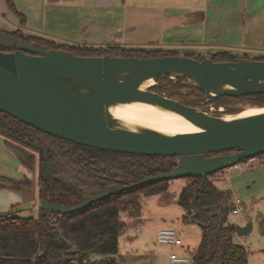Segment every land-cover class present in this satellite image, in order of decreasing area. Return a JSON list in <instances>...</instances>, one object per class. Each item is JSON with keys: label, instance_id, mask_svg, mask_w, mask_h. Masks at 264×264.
I'll list each match as a JSON object with an SVG mask.
<instances>
[{"label": "water", "instance_id": "1", "mask_svg": "<svg viewBox=\"0 0 264 264\" xmlns=\"http://www.w3.org/2000/svg\"><path fill=\"white\" fill-rule=\"evenodd\" d=\"M0 45L9 48H0V111L80 144L177 156L171 170L142 174L134 182L104 186L86 193L79 202L41 198L38 204L30 201L17 205L0 212V216L38 205L46 210L49 221L52 214L77 211L115 190L180 176H202L205 182L209 175L264 152V110L226 118L151 90V85L142 86L149 78L175 74L190 79L185 83L199 88L208 98L261 93L264 92V59L238 57L217 61L186 54L79 55L67 49L45 48L37 41H28L2 29ZM136 101L176 112L199 129L166 133L141 124H128L110 110L112 106ZM256 106L264 107V104ZM24 142L43 151L45 159L40 174L51 182L53 165L47 159L45 146L29 139ZM0 185L14 187L13 181L1 177ZM197 196L195 191L190 201L194 210L190 220L200 223L194 217L198 211ZM235 228L236 234L242 236L251 230L252 224H235Z\"/></svg>", "mask_w": 264, "mask_h": 264}, {"label": "trees", "instance_id": "2", "mask_svg": "<svg viewBox=\"0 0 264 264\" xmlns=\"http://www.w3.org/2000/svg\"><path fill=\"white\" fill-rule=\"evenodd\" d=\"M7 2L19 16L20 22L24 23L25 17L17 10L13 1ZM8 32L28 41H37L45 48L67 49L79 55L150 57L178 53L174 48L163 47L109 45L103 48L101 45L60 43L40 34L25 32L21 28ZM0 48L9 49L1 45ZM185 54L196 58L211 57L217 61L249 57L227 49ZM254 58L264 59V55ZM177 86L195 88L202 96L207 97L199 88L188 86L185 82H179ZM151 88L161 93V88L169 89L167 86ZM169 96L188 103L176 90L171 91ZM209 99L217 104L249 101L261 105L264 104V92ZM0 132L6 135L5 144L31 169L35 166V154L28 149L26 143L14 137L29 139L45 146L47 159L53 165V179L50 182L39 174L38 197L61 203L79 202L86 193L96 192L110 184L134 182L142 174L171 170L177 163L176 155L138 154L80 144L35 128L2 111ZM40 153L42 163L45 156L43 151L40 150ZM0 177L13 181L15 188L27 190L34 186L33 180L27 176L23 179L3 175ZM168 186L169 180L163 179L130 189L115 190L108 197L77 211L63 215L52 214L49 221L43 208H39L37 217L17 212L2 215L0 264H69L75 260L79 264H117L114 255L119 251L120 235L129 226H136L142 221L141 195L162 192ZM195 191L198 192L195 200L198 211L194 217L200 222L202 237L189 255L190 264H249V250L234 239L235 223L228 217L234 206L233 201H229L231 190L222 188L208 177L203 182L202 176H187L179 197L185 210L183 220H189L194 212L190 201L194 198ZM122 212L126 213L127 218L122 217ZM92 255L101 257L92 259Z\"/></svg>", "mask_w": 264, "mask_h": 264}, {"label": "crops", "instance_id": "3", "mask_svg": "<svg viewBox=\"0 0 264 264\" xmlns=\"http://www.w3.org/2000/svg\"><path fill=\"white\" fill-rule=\"evenodd\" d=\"M12 1L24 15V23L7 0H0V21L68 43L98 41L96 45L183 48L195 53L264 52V0ZM8 187L0 185V212L34 201V186V190L16 191ZM30 209L29 215L36 216V206ZM234 239L243 243L238 235Z\"/></svg>", "mask_w": 264, "mask_h": 264}, {"label": "rangeland", "instance_id": "4", "mask_svg": "<svg viewBox=\"0 0 264 264\" xmlns=\"http://www.w3.org/2000/svg\"><path fill=\"white\" fill-rule=\"evenodd\" d=\"M0 29L8 32L18 28L0 21ZM51 39L60 43L64 42L56 37H52ZM89 43L99 44L98 41H91ZM100 45L106 48L111 44L107 42ZM174 49L178 52L177 54H185L187 52L183 48ZM239 54H246L249 56L248 58H254L264 55V52L250 51L239 52ZM189 80L186 77L175 74H164L154 78L153 83L150 85L151 87L167 86L169 89L161 88L163 90L162 94L167 96H169L171 91L176 90L177 94L188 104L198 106L216 115L234 114L247 107L259 105L249 101H230L217 104L214 100L202 96L195 88H180L177 86L179 82L184 83ZM156 89L158 88L156 87ZM219 107L222 109L220 110ZM5 136L0 132V172L8 175L7 177L20 179L24 177L25 173L28 174L29 171L27 177L33 180L36 191L32 199L38 204V177L41 166L40 150L28 145V149L35 154L36 159L35 166L31 169L5 144ZM10 139L12 138L10 137ZM240 165L228 170L229 189L231 190L229 201H234L235 198H240L242 201V211L236 214L234 223L245 225L251 222V230L247 234L240 236V238L249 250V264H264V152L253 158L241 160ZM221 174L223 172L219 170L209 175L208 178L219 186H222L220 179H217ZM186 182L187 176L175 177L169 180V186L165 191L145 196L141 195L142 221L136 226L140 225L142 230L138 232L136 226H129L120 235L119 251L114 255L117 264H169V253L171 251L186 255H190L194 251L201 240L202 227L196 221L182 219L185 210L179 202V197L182 187ZM8 188L14 191L17 189L15 187ZM17 191L21 197V191ZM36 208L38 210H35V217L38 216V205ZM30 212V208L17 211V213L23 215H29ZM121 215L123 218H127L125 212H122ZM228 217L231 220V211ZM157 227L176 229L183 240V244L176 246L158 244L155 235Z\"/></svg>", "mask_w": 264, "mask_h": 264}, {"label": "bare ground", "instance_id": "5", "mask_svg": "<svg viewBox=\"0 0 264 264\" xmlns=\"http://www.w3.org/2000/svg\"><path fill=\"white\" fill-rule=\"evenodd\" d=\"M153 83V78L147 79L142 86L146 87ZM113 115L125 120L128 124H141L151 128L166 132L178 133L198 130L199 127L192 124L182 115L159 108L147 102H131L127 104H118L110 108ZM264 107L251 106L237 111L236 114H226V118L234 116H243L255 112L263 111Z\"/></svg>", "mask_w": 264, "mask_h": 264}, {"label": "built area", "instance_id": "6", "mask_svg": "<svg viewBox=\"0 0 264 264\" xmlns=\"http://www.w3.org/2000/svg\"><path fill=\"white\" fill-rule=\"evenodd\" d=\"M239 166H241L240 161L229 167L222 169L223 174H221L217 178V179H220V181L222 182V187L229 188L228 170L230 168L239 167ZM233 203H234V206L231 211L232 213L231 221L232 222L235 221L236 214L242 211V201L240 200V198H235ZM136 230L140 231L141 226L140 225L136 226ZM155 235H156V241L158 244H169L172 246L183 244V240L181 236L179 235L178 231L171 227H158L156 229ZM190 263H191V260H190L189 255L181 254L176 251H171L169 253V264H190ZM69 264H79V262L75 260V261L70 262Z\"/></svg>", "mask_w": 264, "mask_h": 264}, {"label": "flooded vegetation", "instance_id": "7", "mask_svg": "<svg viewBox=\"0 0 264 264\" xmlns=\"http://www.w3.org/2000/svg\"><path fill=\"white\" fill-rule=\"evenodd\" d=\"M150 89L156 91L155 89H153V88H151V87H150ZM180 101H181V100H180ZM184 103H185V102H184ZM187 104H188V103H187ZM219 109L221 110L222 108L219 107ZM14 138L17 139V140H19L20 142H24V140H25V139H23V138H21V137H14ZM24 143H25V142H24ZM42 162H43V161H42ZM29 189H30V190H34L33 186H32L31 188H29ZM39 200H40V198H39Z\"/></svg>", "mask_w": 264, "mask_h": 264}]
</instances>
